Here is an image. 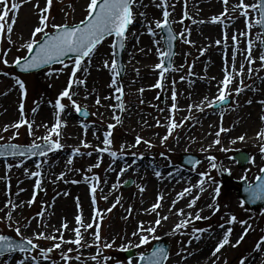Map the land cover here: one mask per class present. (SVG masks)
<instances>
[{"label":"rangeland","instance_id":"1","mask_svg":"<svg viewBox=\"0 0 264 264\" xmlns=\"http://www.w3.org/2000/svg\"><path fill=\"white\" fill-rule=\"evenodd\" d=\"M41 1H43V9L45 7L48 8V11L44 13L48 16V27L45 29L46 32L55 31V29L52 27L53 24H78L86 17L87 14V5L85 8L78 10V3L80 1H86L87 4L90 2V0H51V5L49 6L47 0ZM137 1L138 0H136V2ZM154 1L159 3L161 8L165 7L163 0ZM243 2L246 4L247 0H243ZM257 2L258 0H254V3ZM11 3L12 0H9V7ZM239 3L240 0H237V4ZM134 4L132 6V10L134 9ZM194 5H199V3ZM169 11L172 12L175 18L178 19V26H176L173 23V17L169 16L172 27L174 31H176V35L179 37L177 42L176 56L173 61V68H171L170 71H166L164 73L163 79H161L160 75L161 69L157 68L156 70V67L153 68L159 77H154L151 80L150 84L152 86L146 93L145 97H143L148 99L149 103H145L144 99L139 95H130L125 91L123 84H129V81L134 74V72L132 73L131 70L128 69L127 65L124 64L125 72L123 78L120 79L117 76L116 85L112 84L113 73L110 68H106L104 66L105 60L111 64V60L113 58L116 59L115 48H113L115 40L114 38H111L106 40L95 50L90 58H87L81 64V68H83L88 62L92 64L98 62V66L103 65L107 72H96L99 74V79H94L93 81L89 82L86 79L84 80L87 84H90V89H87L86 92L88 95L86 96H84L85 91H81L83 83L78 84V86L77 84H74L73 88L70 90L72 99L80 106L81 111H88L91 118L89 120L81 119L80 112L78 113L76 111L75 107L72 105L71 101L67 99V97L61 100V103L65 105V108L63 112L59 113V115L61 116V114L68 113L78 124L75 129L78 130L79 135L73 142L66 137L68 133H72V130H70V127L64 126L62 123L59 128V136L51 132L53 126L56 124L57 117L55 116L52 119H47V124L44 126L43 130L36 132L32 131L31 135L29 134L27 124H24L20 128L16 129L12 127L13 124L17 123L16 121L7 125L3 122H0V137H3V140H0V144L10 142L13 144L30 146L34 141L36 143H43L42 138L51 134L52 139H58L63 145V147L57 150L54 154H61V152L68 153L67 151H71L73 152V155L75 154L77 156V158L71 162L68 169L69 171L72 170L70 175L74 179L61 178L51 180L49 172L54 162L51 159L52 156H46L38 161H34L35 164H33L32 167L40 164L41 167L38 169V171H40L41 175L38 177L40 180V187L35 189L33 193V203H31L30 207L20 214L19 217H17L14 221L5 220V215L0 214V234L11 235L15 239L20 240V237L17 236L15 232L18 224L23 219H29L30 217H33L39 212L40 209H45L46 207L52 205L55 199L62 196L61 194L67 193V191L70 189H74L75 186L71 185L72 181L81 180L83 175L90 178L98 177L99 180L97 184V181L93 179V183L96 185V192L94 194L95 204H93L92 200L93 193H90L92 209L94 211L99 210L103 217L102 220L97 218L96 222H94L95 226L92 228V231L95 232L97 230L96 225L97 223L99 224V233L101 239L98 242L95 241L97 248H93L91 250L93 254H97L96 259H77V257H79V253H88L86 247L84 246H77L75 244L74 251L64 252L62 250L63 247H54V245L59 241L50 242L47 240L44 241L45 239L43 238H36L33 239V242L37 244L38 247L34 249L32 253L19 254L20 259L24 261V264H35V262L31 259L33 256L36 257V261L43 259L44 257L41 256V249L47 250L49 248H52L53 250L48 253V257L45 258L48 263L44 264H138V261L136 260L129 261L124 256V252L135 250L137 252V258H139L141 253L148 252L152 248L153 244L157 241L152 239V234H148L146 232L140 233L134 236L135 239H133L131 236H133V232L138 230V227L141 223H143L144 227L155 226L154 221L157 218H162L164 214V206L161 204L162 200H160L161 203L159 202L160 207L151 214L150 221L146 222V219L141 218L142 214H139V204L135 206L130 205L124 210H119L116 206L109 207V200L101 198L99 188H101L100 185L103 184L102 177L104 173L109 175L110 170L115 168L119 170L120 165L116 167V163L126 162L128 165L130 162H141L144 161V159H147L151 164L150 169L155 170V172L152 171L155 176L156 172L164 173L169 170L177 171L182 174H186L188 172L198 175L203 172L209 173L215 183L208 181L203 185L204 190L202 192H204L206 196L197 201V208L204 204L205 201L213 199L214 188L218 186V183H222V187L220 188V198L218 203L215 204L219 206L218 211L215 210V207H213L211 210L201 214L200 216L205 217V219L200 220H194V217L197 213V211H194L192 214V221L194 223H191L186 228H182L180 230H175V225L172 224L171 228H168L167 236L162 234L164 232L160 228L162 227V219L161 224L156 226V232L154 235L160 237V239L164 238L166 242L170 244V261L168 260L169 262L166 264H186L180 260H182L184 254H190L192 252L189 245L193 237L201 235L210 229H232L229 244L225 245L223 250L219 252V258L213 261L212 264H240L241 259H244L245 261L247 260V256L249 254L255 252L256 244L260 242L262 238H264V212L260 209L249 208L241 201L237 193L239 190L237 181L243 180V178L246 176L248 177V180H246L251 182L256 179L257 175L260 174V169L264 168V153H261L260 151L261 147L264 146V138H259L258 136V130H264V125L258 130L248 126L246 132L239 130L235 135L230 132L231 128L229 127L233 124L232 117L238 113L237 110L243 105L248 104V93L245 92L253 87L254 84H256V80L260 76H264V62H260V56L263 55V37L260 27L255 24V21L259 19V17H256L254 10L248 9V18L252 23V27L249 29L245 25V17L241 14L242 10L240 9L239 15L241 16L242 24L241 34L243 35V33H247V35L244 34L242 37L241 44L244 46L246 39L251 41V52L256 50L257 54L259 55V71H255V77L252 78H245L244 76H241V72H237L239 80H233L231 86L225 89L226 92H231L230 98L232 102L228 107L214 111L212 107L208 106V104L205 105V112L208 114L210 112H223L220 114V120L218 119V126L210 130L206 136L207 140H204L201 130L202 119H191L189 115L180 117L178 115L177 109L173 112L170 111L172 110L173 104V91L176 93V106L179 105L180 97L177 95V93H179L182 88V84L179 82V80L183 78V80L187 81L192 72L198 73L200 70H204V66L211 62L210 54L202 48V45H198L196 42L192 43L193 40H190L192 38H190L188 34V32L192 30L194 23L193 21L190 23L188 21L187 23L189 15L191 17H195L196 14L200 16V13L198 11H196L194 15L191 13L190 0H174V2H172L171 6L169 7ZM185 12L187 13V16H185ZM224 12L225 7L219 8L217 11V13H220V15ZM211 13H215V10L207 9L202 16H208ZM0 14H2V9H0ZM160 14L156 15L154 22L150 25L153 32L155 33L153 36L160 39L158 43L160 44L159 53L161 51H165L160 28H156L155 24L157 20H163L162 12ZM12 15L13 11L10 9L9 16L5 21V30L7 29V22ZM235 15L236 16H232V13L228 9L226 15L222 18V22L226 21V24H230L235 18H239L237 14ZM248 18H246V22ZM132 28L133 27H131L130 30H132ZM5 30L3 33H0V76H4L0 80V101L3 95L10 91L11 87H14L15 91L18 89L19 94L18 97L12 102V108L15 109L18 116L21 115V103L24 105L23 118L30 123L33 122L31 119L35 114L33 113V109L37 108L39 104H47V107L52 108L54 113L57 114L59 110L55 107V101L57 100L59 94L67 87L70 78H68V76L61 75V71L65 68V66L62 64L53 65L38 73L25 76L17 73L14 70L15 60L18 57L22 58L26 56L28 52L24 46L18 45L17 40H15L17 35L14 39L8 40ZM20 32L22 31H19L18 34H20ZM128 32L126 47L127 43L133 38V32H130L129 30ZM181 33L184 34L183 37L180 36ZM225 35L227 37V31L222 32V30H219L217 32L218 39L222 41L221 45L228 46L231 44V39L225 40ZM42 36L43 33H37L35 39L40 40ZM186 41H190V43ZM216 46L220 47V44H217ZM5 53H7L6 56ZM159 53L156 60H153V65H157L161 62ZM183 53L188 57L187 60L186 57H183ZM181 56L182 59L180 62H178ZM221 58L224 59L223 56H221ZM5 59L8 61L7 64L4 63ZM65 63L68 65L66 68L72 70V60L66 61ZM199 65L201 66L200 70H192L194 67H198ZM224 77L225 75L222 77L223 79H221L224 80ZM17 79L24 82L26 90L25 92H22L19 88V85L16 83ZM158 81L160 82L161 87H156ZM184 85V87H186L187 83ZM116 87H121L123 90L122 93L117 92L115 90ZM237 87L243 88V91L245 90L242 97L238 100H236V93L234 91ZM112 90L117 92V96H120V100L115 99L114 104L112 105L111 102L108 106L107 104L110 102V100L104 99L102 97L105 94H109ZM79 91H81L80 97L78 95ZM160 95H162L164 98L160 99ZM97 99L100 100L99 104L96 103ZM256 100H258V97H256ZM263 100L264 98L260 99L259 101L261 102ZM255 104L261 106L258 101H255ZM165 106L167 107L166 110L168 113L166 115L168 126L166 128H162L161 126H158V124L161 123L163 117L162 115L164 111H166L163 109ZM126 107H128V110ZM7 109L8 105H3L0 102V112H5ZM106 111L113 112L116 117L118 116L120 118L119 122H117L116 119H107L104 114ZM139 117L140 119L142 118V122L135 124V119ZM173 120L181 126L173 128L171 134L168 135V127L173 123ZM261 122L264 124V120ZM109 124L114 125V127L109 129ZM6 126L7 131L4 130ZM97 127L102 129L105 133L109 131L111 132L109 137L111 140L110 145L106 146L103 144L99 147H96L97 144H100L99 142L103 141L105 138V134L103 135V138H101L102 135L97 134ZM221 128L225 129L226 131L220 132V143L215 144L214 141L217 139L216 133L220 131ZM249 132L254 134L256 133V139L259 138L257 139L256 144L245 145L244 141H241L237 145L227 146L224 143V139L229 138V135H231V138H238L240 136L245 137ZM155 133H158L157 135L163 134V137L168 135V139L162 142L163 137L158 138V136L153 135ZM138 136L142 138L139 145L136 144V138ZM209 139H211L210 141H212V145H209ZM144 141H148L149 143H145ZM67 142L70 143L68 146ZM85 144H87V146H85ZM105 147H108L111 149V151L116 152V157H113L110 154H102L101 149ZM76 149H79V151L76 152ZM202 149H204V151H202ZM221 149H226V151H222ZM238 151H246L252 156V161L243 168L239 167L235 161H232L233 155ZM162 153L163 155H161ZM182 155H193L199 157L201 159L200 165L197 168L181 166L180 157ZM209 156H214L216 158V169H212L210 167V161L207 159ZM91 157H95V161L93 163L89 161V158ZM223 158H225L224 162ZM29 160L30 158L18 157L15 159L0 161V166H5V169H0V177L4 178L5 184H8L9 186L13 185L16 181H18V179H20L21 173L25 174V179L28 180L30 178L31 182L34 181L36 179L35 176H28V174H26V164ZM18 164L20 165L19 167L16 166ZM97 164L99 165L98 167L95 166ZM8 165H12L10 170L7 167ZM235 170H242V172H235ZM197 179L200 180V175ZM129 181H132V185L128 188H125V185ZM143 185H145V181L139 182L138 178L136 176H132L129 171H123L121 176L117 178L114 183V192L111 195V200L121 201L124 197L137 192L143 195V191H141ZM155 195L156 192H154L153 197L150 198V205L157 203L158 198H156ZM192 195L193 197L194 195L196 196V192L190 194V196ZM199 196H201V193ZM131 197L133 196L131 195ZM158 197L160 196L158 195ZM64 199L66 200L68 198L65 197ZM242 204L243 206H241ZM129 209L131 211H129ZM150 209H152V206ZM232 215H235L237 220L236 222L229 224L227 221ZM2 220H4V223ZM241 221L246 223L242 224ZM221 225H223V227H221ZM197 228L202 229L203 231L194 232V229ZM141 234L149 235L150 242L148 244L141 245L140 247H136V245L139 244ZM241 235H243V240L240 241L239 244H236ZM106 244L111 245V247H105ZM100 249L103 252H101ZM75 250L78 251L76 252ZM62 253L69 256L70 259L65 261L62 258ZM10 257L12 256L9 255L4 258H0V264H6V260H8ZM177 260L180 262H176Z\"/></svg>","mask_w":264,"mask_h":264},{"label":"bare ground","instance_id":"2","mask_svg":"<svg viewBox=\"0 0 264 264\" xmlns=\"http://www.w3.org/2000/svg\"><path fill=\"white\" fill-rule=\"evenodd\" d=\"M191 1V13L194 15L196 11L200 13L195 15V17H191L189 15V19L187 23L191 21H195L193 23V28L191 31L188 32L189 37L193 40L192 43L196 42L198 45H202V48L210 54L211 62L208 65H205L204 70H200L201 66L194 67L192 70H200L198 73H191L188 77V80L185 81L182 78L179 82L182 84V88L177 95L180 97L179 105L177 106V112L180 117H184L185 115H189L191 119H202V133L203 139H206V136L214 127L218 126V119L220 120V114L223 112H210L209 114L206 111V104L210 102V100H214L215 97L219 94V89L223 87V76L225 75V69L231 74L232 81L239 80L237 72H241V68H243L241 72V76L245 78H252L255 77V71L258 70V63H259V55L257 51H253L251 57L254 62L249 63L248 59V51L246 48L242 46V24L240 18V9L239 7L233 11V7L237 4V0H228L227 8L232 13V16L238 15L239 18H235L233 22L230 24H226L225 22H217L213 23L212 17L220 16V13H217L219 8L225 7L223 0H190ZM20 2L21 6L19 7L18 11L13 12V15L9 18L8 24H12V19L15 17V22L12 24L13 30L11 34L7 33V29L5 30L6 37L8 40L14 39L17 35L16 39L19 46H24L26 43L30 42L32 39V33L34 29L39 26V18L41 15V9H43V1L41 0H12V3ZM174 0H167L165 5L167 11L170 13V17H173L174 25L178 26V19L175 18L172 12L169 11V7ZM37 3L39 7H36ZM86 3V4H85ZM199 5H194L198 4ZM254 0H247L248 5L253 4ZM87 5L86 1H80L77 5V9L81 10L85 8ZM161 8L159 3H156L154 0H138L134 4L133 9V28L130 32H133V38L130 42L127 43V47L124 51L125 56L123 63L127 65L128 69L131 72H134V76L132 75L129 84L123 86L125 87V91L128 94H137L140 97H145L146 93L151 88V80L154 77H159L154 71V67L152 63L153 60H156L160 44L159 38L153 35H150L148 32V27L154 22L156 15L160 14L165 10ZM207 9L215 10V13H211L208 16L204 15ZM143 13V15H141ZM161 15V14H160ZM170 19V18H169ZM169 26V25H168ZM170 27V26H169ZM174 30V29H173ZM222 30V32L227 31V38L231 39L230 45H221L220 47L216 46V41L219 40L217 36V32ZM19 31H22L19 33ZM176 32V31H175ZM229 32V33H228ZM238 32V34H237ZM174 33V32H173ZM222 34V33H221ZM162 35H164L162 33ZM236 36V40H232V36ZM264 40V38H263ZM220 41V40H219ZM204 45V46H203ZM221 56L224 57L221 58ZM183 57L187 56L183 53ZM178 58V57H177ZM181 58L178 60L180 62ZM234 64V67H233ZM64 68L61 71V75L70 76L71 69ZM251 69V73L249 72ZM103 73L107 72V70L102 66H98V62L95 64L88 62L84 65L83 68L79 69L76 72V79L80 80H88L93 81L94 79H99V74L96 73ZM4 76H0V80ZM63 77V76H62ZM222 78V79H221ZM244 78V79H245ZM185 83L187 86L184 87ZM232 83V82H231ZM231 83L228 87L231 86ZM78 86V84H77ZM80 87V86H79ZM87 89H90V84H87L85 81L83 86L81 87V91H85L84 96L88 95L86 92ZM109 90V88H108ZM142 90V91H141ZM81 91H79V97L81 96ZM110 91V90H109ZM244 91H241L238 95L236 94V100L240 99L243 95ZM173 93V92H172ZM248 103L240 107L235 115H233V124L229 126L231 128V133L235 135L239 130L245 131L247 130L248 126L253 127L254 129L258 130L264 124L261 122L262 117H264V103H261L259 100L264 98V76H260L256 80V84L253 85L248 91ZM19 91H15L14 87H11V90L6 92L1 99V103L4 105H8V109L5 112H0V122L4 124H10L14 121L18 122L21 120V115L18 116L15 109L12 108V102L18 97ZM77 95V96H78ZM149 96V95H147ZM117 97V92L112 90L109 94H105L102 98L110 100L109 104L112 102V105L115 102ZM207 97V99H205ZM258 97V100H256ZM144 99L145 103H149L148 99ZM189 99V100H188ZM255 101H258L261 106L256 105ZM264 101V100H263ZM144 104V103H143ZM192 105L191 109L189 110V106ZM199 105V107H196ZM166 106L163 108L166 110ZM38 111L32 117V131H40L44 129V126L47 124V119H52L54 116L57 117V114L54 113L52 108L47 107V104H39L37 106ZM128 110V107H126ZM202 109V110H201ZM112 111V110H110ZM116 111V110H114ZM135 113V112H134ZM133 113V114H134ZM105 117L110 120H115L114 117L116 115L113 112L106 111ZM167 110L164 111L161 123L158 126L162 128H166L168 126V122L166 120ZM225 115V113H224ZM232 115V114H231ZM18 117V118H17ZM17 118V119H16ZM59 119L64 126L70 127L72 133H68L66 135L67 139L70 141H74L79 133L78 130L75 129L77 127V123L75 120L72 119L71 115L68 113L59 115ZM11 120V121H10ZM232 121V120H231ZM142 122V118L135 119L134 123L138 124ZM207 122V125H206ZM229 124V123H228ZM98 135H103L105 132L97 127L96 129ZM156 132V131H155ZM261 132V130H258ZM155 133L153 135L158 136V138H162L163 134L157 135ZM232 135V136H233ZM257 135L256 133L249 132L245 139L243 140L245 145H252L257 143ZM230 138V139H229ZM229 138L224 139V143L228 145H237L241 140L237 138ZM101 140V139H100ZM103 140V139H102ZM209 139V145H212V141ZM235 140V143L232 141ZM96 147L103 145V141L99 142ZM70 143L67 142V146ZM74 146V145H73ZM228 148V147H227ZM68 153L61 152V154H56L52 156L53 166L50 170V178L51 180L61 179V175L63 174V178L66 179H74L70 173L72 170H68L70 167L69 161L73 162L77 156L71 151H67ZM223 158V162H224ZM89 161L93 163L95 161V157L89 158ZM228 161V160H227ZM35 164L32 161H28L26 164V170L28 176H31L30 173L34 171H38L37 167H32ZM228 164V162H227ZM120 165L119 170L113 169L110 170L109 175L103 174V184L100 185V196L101 198L106 197L109 200V207H118L119 210H124L126 207L130 205H140L139 214H142L141 218L146 219V222L150 221L151 214L154 212L150 209L153 205L149 203L151 200L150 198L153 197V193L156 192L155 197L158 198V195L162 197V203L164 214L162 217L167 216V220L162 219V233L163 235H168V228H171V225H176L180 221L185 218H188L187 215L181 216L177 215V210L183 209L185 214L197 211L199 214H203L213 207H209V205H214L213 200L210 199L205 201L200 207L197 208V201L201 198H204L206 194L202 192L199 187H196L198 184V174H194L188 172L186 174L179 173L177 171H167L161 173L160 177H157L153 174L155 170H151V164L148 162L147 159L144 161L138 162L133 161L130 162L128 165L126 162H118L115 164L117 167ZM228 166V165H227ZM0 169H5V166H0ZM121 169H125V171H129L132 176H136L139 182L145 181V185L142 186L143 188V195L137 193L130 194L129 196L124 197L121 201L119 200H111V195L114 192V183L117 178L121 176ZM221 169V168H220ZM153 171V172H152ZM242 172V170H235V172ZM56 173V174H55ZM232 174V172H231ZM1 176V175H0ZM19 178V177H18ZM87 178V179H86ZM248 178V177H247ZM36 181L27 180L25 179V174H20V179L16 181L13 185L9 186L5 184V180L3 177H0V214L5 215V220L14 221L20 214H22L26 209L30 207L29 201L33 203V190L35 189ZM74 185V189H70L67 193L61 194L62 196L55 199L49 207L45 209H40L38 213H43L42 216L35 214L33 217L29 219H23L17 227L20 228L21 233L26 238L36 239L37 234L43 233L45 237L48 236H55L57 239H45L44 241L50 242H58L61 244L62 250L67 252L69 249L74 251L73 243H66L65 241L74 240L75 239V232L73 231L76 227L75 217L77 215H82V224L86 225L88 223H93V227L95 223L93 222V217L95 211L91 207V199L90 193L91 187L94 185L93 179L83 175L81 180H76V183H71ZM185 188H191L192 191L190 193H185L184 196L181 198L179 196L180 193L184 191ZM196 192V196L199 197L195 205L193 207H188L189 202L194 198L193 195L189 196L190 194ZM201 193V196H199ZM158 194V195H157ZM131 195L133 197H131ZM68 199H64V198ZM112 202V203H111ZM175 202V203H174ZM15 205V207H13ZM79 205V206H78ZM149 207V208H148ZM11 213V219H8V214ZM38 220V221H36ZM4 220H2L3 222ZM67 223V228H63L62 225ZM4 223V222H3ZM92 227V228H93ZM92 228L84 230L81 227V232L83 235V239L81 241V245L86 247L88 253H79V258H90L92 259L93 256H96V253H92L91 250L96 247V242L92 233ZM147 228V226L145 227ZM59 229V231H57ZM160 229V231H161ZM225 229H215L210 230L209 232H205L204 235H197L193 237L189 247L192 250L190 254L186 253L183 255L181 262L186 264H212L213 261L219 258L223 248L213 255V251L217 246L219 240L222 238L223 234L225 233ZM63 235V240H60L58 237ZM135 239L134 236H131ZM196 237H199L197 239ZM41 239V238H39ZM61 242V243H60ZM90 245V246H89ZM78 246V245H77ZM197 250V251H196ZM76 252L78 250H75ZM219 254V255H218ZM247 260L244 261V264H263L264 263V243L261 244L260 250H255V252L249 254L247 256ZM20 256H14L6 260V264H20ZM177 260L176 262H180ZM47 263L45 258L38 261V264Z\"/></svg>","mask_w":264,"mask_h":264},{"label":"snow or ice","instance_id":"3","mask_svg":"<svg viewBox=\"0 0 264 264\" xmlns=\"http://www.w3.org/2000/svg\"><path fill=\"white\" fill-rule=\"evenodd\" d=\"M136 2V0H90V2L87 4V14L86 17L81 20L78 24L75 25H69V24H60V25H55L53 24L52 27L55 29L54 32L51 34L46 32L45 29L48 27V16L45 15L48 11V8L45 7L44 9H41V15L39 18V26H37L33 33H32V39L30 42L26 43L24 47L27 49L28 55L24 57H18L15 60V64L17 66H21L24 71H28L31 69H37L40 68L44 65H51L54 63H60L65 66V68L68 66L65 63L64 58L69 57L70 54H72L73 60V71L71 73V76L69 78L67 87L59 94L57 100L55 101V107L59 110L57 113V120L56 124L53 126L51 132L55 133L57 136H59V128L61 126V121L59 119V113L64 111L65 105L61 103V100L65 97L69 101H71L72 105L75 107L76 111L79 113L81 112V108L76 102L72 99V94H71V89L73 88L74 84H82L84 83L83 80L80 79H73L76 76V72L81 68L82 61L85 58H90L92 54L95 52L97 46L104 40L106 36H115L116 42L113 44V48L119 46V48L123 49L125 47V40H126V32L128 30V27L130 24L133 23V10H132V5ZM48 5H51V0H47ZM164 5H166L167 0H163ZM223 3L225 4V12L222 13L220 16H214L212 17L213 23L221 22L222 18L226 15L228 8H227V3L228 0H223ZM21 6L20 2H14L11 3L9 7V0H0V9H2V14H0V33H3L5 30V21L6 18L9 16V10L11 9L13 12L18 11L19 7ZM36 7H39V4L37 3ZM239 7L242 12L241 14L245 17H249V11L248 9H252L254 11L259 12V19L255 21V24L259 26L260 28H264V0H258L257 3L253 4H245L243 0H240V3L238 5H235L233 7V11L236 10V8ZM143 15V13L141 14ZM170 13L167 11L166 7L165 10L163 11V20H157L155 22L156 28H168V18H169ZM185 16H187V13L185 12ZM15 22V17L12 19V24ZM183 22V21H181ZM195 22V21H194ZM12 24H8L7 26V33L11 34L13 27ZM247 27L250 29L252 27V23L249 21L247 23ZM148 32L151 35H154L155 33L153 32L152 28L149 26L148 27ZM37 33H43L44 39L42 41L36 40L35 36ZM247 35V33H243ZM183 33L180 34L181 37H183ZM176 37L173 35L172 31L170 28H168V41H169V50L168 51H161L159 53L161 62L158 63L155 67L158 69H161V79H163L164 73L168 71L169 69L165 67L164 65V60L168 57H171L172 52H171V47H170V42L171 40L175 39ZM225 35V39H226ZM232 40H236V36H232ZM189 42L190 41H186ZM264 42V41H262ZM217 44H220L221 41L217 40ZM7 53H5V56ZM248 59L249 63L254 62L251 57V44L249 45L248 49V56L246 57ZM21 60H23V64L21 65ZM260 60L264 62V55L260 56ZM4 63L7 64L8 61L5 59ZM170 63V61H169ZM104 66L106 68H110V70L113 73L112 77V84L116 85L117 80L116 77L120 75V70H119V65L117 63V60L113 58L111 60V64L107 60L104 61ZM234 67V64H233ZM243 68H241L242 72ZM251 69H249V72L251 73ZM183 79V78H182ZM232 82L231 74L225 69V77L222 82L223 87L219 89V94L217 97H215L214 100L210 101L208 103L209 107H215L217 104L219 105H224L231 96L230 91H225L227 89L228 85ZM16 83L19 85V88L21 89L22 92H25V84L22 80L17 79ZM156 87H161L160 82H157ZM117 92L122 93V88L121 87H116L115 89ZM142 91V90H141ZM235 93L238 95L241 91H243V88L237 87L235 90ZM117 100H120V96L116 97ZM172 99H173V104H172V109H176V93L173 91L172 94ZM207 99V97H205ZM97 104L100 103V100L97 99L96 101ZM248 103H251V101H248ZM261 103H264V101H261ZM122 107V106H121ZM192 105L189 106V110L191 109ZM196 107H199V105H196ZM202 110V109H201ZM38 111V109L34 108L33 113ZM20 112H21V120L15 124L12 125V127L18 129L22 125L27 124L28 126V131L29 134H32V124L28 122L26 119L23 118V113H24V105L23 103L20 104ZM84 115H87V112H84ZM117 122H119V117H114ZM264 119V117H262ZM181 126L180 124H177L174 120L173 123L168 127V135L171 134L173 128ZM114 125L109 124L108 128L111 129L113 128ZM7 131V126L4 129ZM226 131L225 129L221 128L220 131L216 133L217 139L214 141L215 144H219V136L220 132ZM18 134V133H17ZM110 135L111 132H106L105 133V138L103 140L104 145L108 146L111 144L110 140ZM168 135L164 136L162 138V142L166 141L168 139ZM258 136L260 138H264V130L258 133ZM244 136H240L237 139L243 141ZM43 143H36L35 141L27 147H22L18 144H13V143H4L0 144V157H8V156H19V157H25V156H44L46 157L49 152H53L55 150H59L63 147V145L60 143L58 139H52L51 134L46 135L45 137L42 138ZM141 137L136 138V144L139 145L141 143ZM0 140H3V137H0ZM145 143H149L148 141H144ZM236 141L233 140L232 143H235ZM87 146V144H85ZM151 146V145H150ZM222 151H226V149H221ZM76 152L79 151V149L75 150ZM101 151H109L108 147H105L104 149H101ZM204 151V149H202ZM261 153H264V146L261 147L260 149ZM109 154L113 157H116V152L111 151ZM163 155V153L161 154ZM210 161V167L212 169L217 168L216 164V158L214 156H209L207 158ZM71 163V161H69ZM191 163L193 164H199L200 161H192ZM19 167L20 165H16ZM95 166H99L98 164ZM9 170L11 169L12 165L7 166ZM37 169L41 167L40 164L36 165ZM125 171V169H121V174ZM260 172L262 175H257L256 176V181L257 183L255 185L249 184L245 188V192L247 193V199L249 201H258V200H264V168L260 169ZM26 174L27 170H26ZM31 176L39 177L41 175L40 171L32 172L30 173ZM200 180L198 181V184L196 187H199L201 191H203V185L208 182L212 181L215 183V181L212 180V177L210 176L209 173L203 172L200 173ZM156 176L160 177L161 173L156 172ZM61 178H63V174L61 175ZM87 179V178H86ZM91 179H95L97 181V184L99 182L98 177H93ZM243 179H247L245 176ZM73 183H76V181H73ZM37 188L40 187V180L36 181ZM141 191H143V188H141ZM192 191L191 188H185L182 193L179 194V196L182 198L185 193H190ZM91 192L93 193L92 200L93 204H95V192H96V185H93L91 187ZM220 193V187L216 186L214 188V199L217 197ZM199 197H194L188 204V207H193L195 205L196 200ZM106 199V197H105ZM160 200H162V197H158L157 203L152 205V211H156L157 208L160 207ZM32 201H29V204H31ZM175 203V202H174ZM79 206V205H78ZM243 206V204L241 205ZM15 207V205H13ZM209 207H215V209L218 211L219 207L218 205H209ZM110 211V209H109ZM129 211H131L129 209ZM38 215L42 216L43 213H38ZM177 215H187L188 218L183 219L179 223L175 225V230H180L182 228H186L191 222H192V214L188 213L185 214L183 209L177 210ZM97 218L102 220V214L99 210H96L94 213L93 217V222H96ZM8 219H11V213L8 214ZM161 219L167 220L168 217L164 216L162 218H157L154 221L155 226H148L145 228L143 226V223H141L138 227V230L136 232H133V236H136L140 233H148L152 234V239L154 240H160V237L155 236L156 232V226H159L161 224ZM195 220H200V219H205V217H201L199 212L196 213ZM237 218L235 215H232L227 223L231 224L236 222ZM75 221L77 224V227L73 230L75 232V239L74 240H69L65 241L66 243H73L78 246H83L81 245V241L83 239V235L81 232V227L84 228L86 231L87 229H90L93 227V223H88L86 225L82 224V215H77L75 217ZM241 223H246L244 221H241ZM63 228H67V223L65 222L62 225ZM223 227V225H221ZM97 230L92 233L94 236L95 241H99L101 239L100 233H99V224L97 223L96 225ZM59 231V229H57ZM203 231L202 229H194V232H200ZM247 231V230H245ZM15 232L17 236L20 237L19 241H15L11 239L8 235H2L0 234V255L4 254H10L15 251H20L22 253H30L31 250L36 249L38 247L37 244L33 242V239L31 238H26L22 235L21 230L19 227L15 229ZM232 232L231 228H227L225 233L223 234L222 238L219 240L217 246L215 247L213 251V255L218 253L225 245H228L230 242V234ZM37 239L39 238H47V239H57L55 236H48L45 237L43 233L37 234ZM60 240H63V235L61 234L60 237H58ZM199 239V237H196ZM243 240V235L237 240L236 244H239L240 241ZM150 242L149 240V235H140L139 239V244L136 245V247H140L141 245L148 244ZM264 243V238L260 242L256 244V249L260 250L261 249V244ZM90 246V245H89ZM98 246V245H97ZM236 246V245H233ZM55 248H60L61 245L59 243L54 245ZM105 247H111V245L106 244ZM53 249L49 248L47 250L41 249V256L44 258L48 257V253H50ZM68 251H72V249H69ZM62 258L65 261H68L70 259L69 256L65 255L62 253ZM31 259L35 262V264H38V261H36V257H31ZM79 259V257H77ZM93 260L96 259V256L92 257ZM140 261L145 262V264H165V261L168 259V251L160 246L156 247L153 249V251L150 254H144L141 253L139 257ZM20 264H24V261L21 260ZM240 264H244V259H241Z\"/></svg>","mask_w":264,"mask_h":264},{"label":"water","instance_id":"4","mask_svg":"<svg viewBox=\"0 0 264 264\" xmlns=\"http://www.w3.org/2000/svg\"><path fill=\"white\" fill-rule=\"evenodd\" d=\"M239 159L242 161L243 164L247 161L246 156H239ZM160 246H162V245H157L156 247H160Z\"/></svg>","mask_w":264,"mask_h":264}]
</instances>
